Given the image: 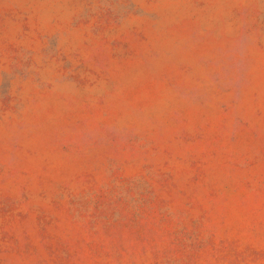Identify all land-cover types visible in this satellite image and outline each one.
Masks as SVG:
<instances>
[{
    "label": "rangeland",
    "instance_id": "obj_1",
    "mask_svg": "<svg viewBox=\"0 0 264 264\" xmlns=\"http://www.w3.org/2000/svg\"><path fill=\"white\" fill-rule=\"evenodd\" d=\"M0 264H264V0H0Z\"/></svg>",
    "mask_w": 264,
    "mask_h": 264
}]
</instances>
